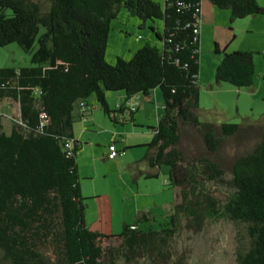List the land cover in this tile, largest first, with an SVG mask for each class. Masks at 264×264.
<instances>
[{"label": "trees", "instance_id": "obj_1", "mask_svg": "<svg viewBox=\"0 0 264 264\" xmlns=\"http://www.w3.org/2000/svg\"><path fill=\"white\" fill-rule=\"evenodd\" d=\"M49 1L45 10L37 0H0V46L17 43L31 53V66L0 68V104L13 110L9 131L0 116V264L168 263L183 221L198 232L207 220L221 218L244 226L247 243L239 237L237 264H264V123L260 142L233 162L234 191L225 203L199 180L222 181L216 154L225 139L246 134L239 124L218 126L197 116L201 0H164V7L154 0ZM210 2L229 10L231 21L264 14L256 0ZM121 7L142 27L162 19L164 30L150 26L161 46L149 41L130 60L117 57L111 64L106 51ZM214 52L222 53L217 83L254 84L253 53L221 51L217 44ZM156 88L164 113L144 159L152 168H170L166 184L175 189L174 210L160 229L124 224L116 235L92 231L80 185L76 118L88 116L87 100L95 95L117 121L112 112L125 107L112 110L108 91H123L129 101ZM78 102L84 105L76 116ZM127 109L133 122L137 107ZM188 127L202 136L209 155H186L181 142Z\"/></svg>", "mask_w": 264, "mask_h": 264}, {"label": "rangeland", "instance_id": "obj_2", "mask_svg": "<svg viewBox=\"0 0 264 264\" xmlns=\"http://www.w3.org/2000/svg\"><path fill=\"white\" fill-rule=\"evenodd\" d=\"M37 1L45 10L48 9L49 0ZM154 1L164 7V0ZM256 1L264 8V0ZM219 11L228 13V16L220 14L214 17L213 34L210 31V35L200 45L197 116L202 122H212L218 126L225 122L234 123L246 130L244 136L225 139L216 154L224 166L223 180L211 182L199 179L205 190L225 203L234 191V160L252 151L261 140V126L264 123V14L231 21L229 10ZM141 24L139 18L131 16L125 7L120 8L118 17L111 23L106 51L109 63L115 64L117 57L130 60L151 39L154 40L151 44L161 46L150 26L163 32V20L148 21L144 27ZM43 31L41 28V33ZM216 44L221 51L253 53L255 79L252 86L237 87L227 82H216V69L222 58V53L214 52ZM30 60L31 53L25 52L17 43L0 46V68L31 66ZM156 90L158 100L152 96L145 105L134 106L128 103L131 108H139L135 112L134 122L130 120L128 112L126 119L121 117L122 113L114 111L112 117L116 115L118 120L110 118L102 110L95 95L87 100L88 116L76 118L73 131L81 144L77 155L80 185L84 188L86 224L92 231L116 235L122 232L124 224H138L145 231L160 229L174 210L175 189L166 184L170 168L162 165L158 177L146 178L145 175L137 174L142 169V163L136 161L144 157L148 148L132 145L125 149V146H129L130 142L134 144L137 139H148L146 144L152 141L153 128L158 125V118L164 113L162 91L160 88ZM121 93L124 92L106 93L112 110H118ZM78 108L77 103L76 116L79 114ZM12 112L8 104H0L2 123L8 131L12 126ZM113 136L119 139L120 154L116 160L111 161L104 157V150ZM181 145L188 157L209 155L202 136L191 127L186 128ZM145 216L147 219H144ZM185 223L183 221V227L171 243V261L154 263L143 259L133 264H237L239 237L242 243H247L244 226L234 225L227 218L209 219L203 229L196 232L187 229ZM111 244H116V241L112 240ZM119 264L127 263L121 260Z\"/></svg>", "mask_w": 264, "mask_h": 264}, {"label": "crops", "instance_id": "obj_3", "mask_svg": "<svg viewBox=\"0 0 264 264\" xmlns=\"http://www.w3.org/2000/svg\"><path fill=\"white\" fill-rule=\"evenodd\" d=\"M219 10H221V9H218L217 7H215L209 0H201L200 45H201V41L204 42V40L206 39V37L208 35H210V31L213 34L212 28L214 26L213 24H215V22H214V19L215 18L214 17L220 16V14H223V16L224 15L225 16H228V13H226V12L220 13L221 11H219ZM230 16H231V14H230ZM221 18H223V17H221ZM212 20H213V22H212ZM208 21L210 22V24L208 23ZM152 40L153 39L148 40V41H151L152 42ZM141 94H143V93L137 94L136 96H134L133 98H131L129 101L127 100V97H126V95L124 93L123 94L122 93L120 94L119 99H118V105H121V106H123V107L126 108V109L124 108V112L122 114H120L123 119H126V116H127L126 113L127 112L130 113L129 116L131 118V111L127 109V108H131L128 105V103H132L134 106H136V105H139L140 106L141 104L145 105V103H148L149 102V100L151 99L152 96L155 97V98H157V100H158V93H157V90L156 89H153V91H150L149 95H144L143 94L144 95L143 96ZM78 104H79L78 110H79V113H80V110H81L80 103L78 102ZM118 107H117V109H118ZM138 109L139 108L137 107V110L136 111H138ZM133 118H134V121H135V113L133 115ZM158 119H160V118H158ZM74 137H75V134H74ZM111 140H112V138L108 142V144L106 146V150H104V157L105 158H107L108 146L111 143ZM118 141H119V139L117 137L116 138V146L120 150V148H119L120 146H119ZM146 143H148V139H137L134 142V144H131V142H130L129 146H125V149L131 148L132 145H136L137 147H148L147 146L148 144H146ZM145 154H144V157H145ZM144 157L141 158V160L136 161V162L142 163L141 164L142 165L141 166L142 169H139L138 172L136 171L137 174L145 175L146 178L158 177V175H159L158 171L160 170L161 167H156V168L150 167L149 164L147 163V161L144 159ZM116 159L117 158H115V159H108V160L114 161ZM78 170H79V165H78ZM156 173H157V175L154 176V174H156ZM81 191H82V194H84V192H83L84 191V188L82 187V185H81Z\"/></svg>", "mask_w": 264, "mask_h": 264}, {"label": "built area", "instance_id": "obj_4", "mask_svg": "<svg viewBox=\"0 0 264 264\" xmlns=\"http://www.w3.org/2000/svg\"><path fill=\"white\" fill-rule=\"evenodd\" d=\"M200 19H199V25H200ZM80 105H84V103L81 102ZM115 141H116V137L113 136L112 140H111V143L108 146V154H107V158L108 159H115L119 155V150H118V148L116 146ZM67 146H69V144H67Z\"/></svg>", "mask_w": 264, "mask_h": 264}]
</instances>
